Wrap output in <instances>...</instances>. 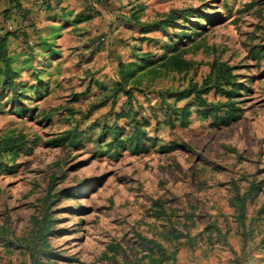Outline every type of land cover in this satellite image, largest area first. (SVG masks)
<instances>
[{"label": "rangeland", "instance_id": "rangeland-1", "mask_svg": "<svg viewBox=\"0 0 264 264\" xmlns=\"http://www.w3.org/2000/svg\"><path fill=\"white\" fill-rule=\"evenodd\" d=\"M61 1L0 80V264H264V0Z\"/></svg>", "mask_w": 264, "mask_h": 264}, {"label": "crops", "instance_id": "crops-1", "mask_svg": "<svg viewBox=\"0 0 264 264\" xmlns=\"http://www.w3.org/2000/svg\"><path fill=\"white\" fill-rule=\"evenodd\" d=\"M29 1L30 0H0V35H3V34H5L7 32V30L4 31V29L2 27L5 26V24H6V15L8 13H10V11H15V10L23 11L24 10V11H30L29 15L32 14V11L30 10V7H29V4H30ZM54 1L56 2L55 3L56 7L58 9H60V14L62 15V18L58 19L59 15L57 16L56 14H54L53 17L50 18V20H55L56 22H60L61 25H59L57 27H54V26L50 27V31L48 32V36H46V37H44L42 35H38V42L29 46L31 50L27 49L25 52H23L21 54L17 53L16 56H15L14 55L15 53H13L14 51L12 52V49H11V37L14 36V35L9 36L10 55L14 59L13 68L15 70L19 71V76H20L21 69L19 67H15V64L18 63L20 56L23 55L25 57V59H23L25 64L30 63L31 60H32L31 56H32V54H34V50H35L34 46L40 47V49L42 48L46 52V54H49L50 57H52L55 54H58V51H56V49L54 48L55 42H53V40L58 36L57 31L61 27L64 26V23L66 24L67 22H73V24H74V23H81V22L87 21V20L81 21V22L76 21V17L77 16L85 15V13H77L74 16H72L71 11H68V8L63 6V3H62L61 0H54ZM52 8H53V5H49L48 10H51ZM22 13H24V12H22ZM69 15L72 16L71 19H69V17H68ZM71 25H72V23H71ZM45 59H47V58H45ZM43 70H45V69H43ZM34 81L35 82H39V84L42 83L43 82L42 73L36 75L34 77ZM34 84L35 83H32L30 85V87H32V90L36 89V87H34ZM19 86H20V83H19ZM26 88L27 87H24L23 89H26ZM38 88H39V86H38Z\"/></svg>", "mask_w": 264, "mask_h": 264}, {"label": "trees", "instance_id": "trees-1", "mask_svg": "<svg viewBox=\"0 0 264 264\" xmlns=\"http://www.w3.org/2000/svg\"><path fill=\"white\" fill-rule=\"evenodd\" d=\"M90 18V15H79L76 17V21H85ZM17 36L18 33L16 30H7L3 35H0V80L2 81L3 87L12 88L19 86L17 83V78L19 77V71L13 68L14 59L10 55L9 50V36ZM125 69L123 71V79L128 78V72Z\"/></svg>", "mask_w": 264, "mask_h": 264}]
</instances>
